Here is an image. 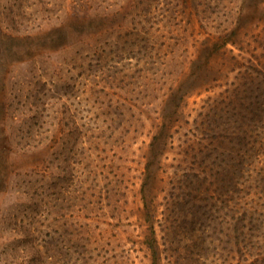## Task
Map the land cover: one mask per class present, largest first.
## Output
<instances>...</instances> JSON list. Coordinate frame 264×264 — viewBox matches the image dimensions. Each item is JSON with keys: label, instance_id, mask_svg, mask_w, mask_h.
<instances>
[{"label": "rangeland", "instance_id": "rangeland-1", "mask_svg": "<svg viewBox=\"0 0 264 264\" xmlns=\"http://www.w3.org/2000/svg\"><path fill=\"white\" fill-rule=\"evenodd\" d=\"M242 1L236 24L193 10L204 0H0V264H52L48 246L61 248L71 230L84 245L80 258L56 251V264H194L196 248L166 233L163 197L183 150L215 154L210 136L222 133L210 120L233 79L229 55L264 52V0L224 3L234 11ZM223 26L237 29V43L199 52L201 75L189 61ZM101 59L113 77L101 78ZM144 70L164 75L137 78ZM144 81L154 90L141 97ZM129 98L140 108L126 112ZM117 137L115 151L92 149L97 138ZM105 156L116 157L119 176L88 191L89 170H106ZM143 193L158 207L156 256L146 246ZM203 252L207 264H228Z\"/></svg>", "mask_w": 264, "mask_h": 264}, {"label": "trees", "instance_id": "trees-1", "mask_svg": "<svg viewBox=\"0 0 264 264\" xmlns=\"http://www.w3.org/2000/svg\"><path fill=\"white\" fill-rule=\"evenodd\" d=\"M224 1L230 2L231 0H204V8L197 9L199 3H196L193 10L200 11L203 16L206 14L207 17L211 15H214L213 17L221 16L219 23L224 19L228 21L234 18L237 24L246 6L242 1L243 4H236L238 6L233 11V7H228L229 3H224ZM261 2L262 0L253 1L254 5ZM210 5H214L213 8L210 9ZM236 32V28L226 30V26H223L220 28L219 35L213 36L211 41L205 39L204 46L200 50L198 49V53L193 54L189 61L192 69H197L199 62L198 72L205 75L203 67L206 63L203 59L200 60L202 54L199 52L209 50L212 53L215 50L225 48L229 43L235 45L237 43L236 36H234L237 35ZM252 41L255 43L254 47L262 42L260 37L252 39ZM244 52L241 49L237 55H229L228 58L234 60L229 70V72L233 71L234 73L233 79L230 87L225 88L221 99L217 100V104H219L216 110L218 118L211 117L210 120L213 129L222 133L210 136L217 140V144H214L215 154L210 156L209 150L204 155L201 148L196 153H193L192 149L188 150V148L183 150L179 162L173 166L172 174L168 176L167 180L171 185L166 197H163L165 199L164 205L168 209V212L164 213V220L166 221L164 227L166 233L174 231V243L178 244L183 239L187 241V246L191 245L196 248L192 253V258H190L194 264L196 261L199 264H207L204 262V259L207 258L206 255L200 254V252L204 253L203 251L207 254L220 252L225 256L224 259L228 264H230L228 259L235 260V258L237 259L235 260L236 264H264V52L253 56L248 50L245 52L248 57L245 58ZM240 59H243L244 62H239ZM107 63L106 60L101 59L97 64L101 78L103 75L106 79L113 77L108 72L111 67ZM114 71L116 70L113 69ZM148 73L145 71L144 74H138L136 77L144 78L143 80H150L155 77L156 82V78L164 75V73L157 72ZM130 77L133 78L134 76L130 75ZM105 84L102 85L105 86ZM111 85L108 84L107 86L111 87ZM141 85L140 89L137 90L141 97L147 95L148 89L154 90V86L151 87L147 81ZM130 90L134 91V89ZM133 99L129 98V103L126 102L128 104L125 109L126 112L132 111L133 108H140L135 102L130 101ZM117 112L118 117L123 115L119 108ZM222 123L226 125L224 126ZM208 129L213 130L209 126ZM117 139L118 137L113 140L111 138L110 140L97 138L94 140L92 149L95 151H115L117 150L116 145L119 143ZM86 148L90 149V147ZM114 158L116 157L108 158L105 156L106 160L103 161L107 163L106 170H89V177H92L93 184L85 185H88V191L92 192L101 186L104 188L105 184L109 182V175L114 178L119 176L117 163L114 165L116 162ZM100 161L101 158H97L93 166H102L103 164H97ZM149 162L148 160L144 164L145 171L149 170ZM73 176L70 173L64 176V179L68 178L69 180ZM95 179L99 181H93ZM84 195L85 193L79 196L81 203L84 201ZM152 196L154 197V194ZM152 196L146 198L143 193L141 198L144 209L143 218L152 233L148 237L146 246L156 256L160 243L153 234L155 232L153 220L157 217L158 207ZM62 199L68 200L67 197ZM79 239L78 233L71 230L67 232V241L61 245V248H57L53 252L51 246L47 245L48 251L50 250L49 261L52 264L59 261L54 256L56 251L61 252L62 259L67 256V259L72 258V251V254L76 253V260H79L82 253L79 247H84L78 242ZM174 249H177V246ZM35 260L38 262L39 259Z\"/></svg>", "mask_w": 264, "mask_h": 264}]
</instances>
